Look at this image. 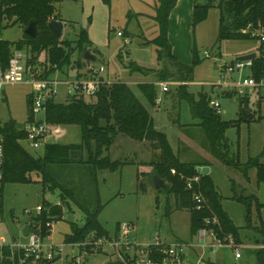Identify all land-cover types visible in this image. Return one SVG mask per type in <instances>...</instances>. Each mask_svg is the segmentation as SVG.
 Listing matches in <instances>:
<instances>
[{
	"label": "rangeland",
	"instance_id": "374dc122",
	"mask_svg": "<svg viewBox=\"0 0 264 264\" xmlns=\"http://www.w3.org/2000/svg\"><path fill=\"white\" fill-rule=\"evenodd\" d=\"M87 1L94 4L93 11L72 0L56 3L63 24L61 40L70 42L71 46L70 65H64L45 77L48 63L46 53L41 52L34 60L37 79L56 82L53 102L65 103L68 96L74 94L71 82L78 79L74 64L83 58L77 45L79 30H89L90 44L84 48L96 57L92 64L104 68L101 76L106 81L121 82L130 87L147 108L154 127L166 134L174 155L182 163L206 164L209 167V177L221 198L222 209L232 220L238 237L234 238L237 244L233 248L224 240L211 236H207L206 244H214V251L203 246L198 235L191 234L189 211L176 210L174 196L167 193L168 183H163L164 186L158 191L153 187L151 177L159 162L160 152L153 150L147 142L118 136L104 153L111 160L128 162L115 172L95 171L90 165L74 162L47 166L49 175L72 194V198H67L64 204L63 217L56 220L52 228L50 242L61 251L53 264H69L77 257L81 264H105L115 260L116 256L107 244L100 251L85 255H80L77 245L63 244L73 226L82 227L85 224L84 210L90 213L98 211L97 220L112 240L118 233L119 243L144 245L156 240L169 244L182 242L190 247L186 256L192 263L202 259L215 264H258L255 257L257 244H261L264 238V233L257 231L261 227L264 232V187L262 183L257 184L256 169L248 162L257 158L264 164V89L261 88L257 98L249 102L247 110L253 120L245 122L248 117H239L236 98L234 100L223 95L225 89L220 86L224 82L220 71L234 63L237 57L260 54V43L249 38L219 41V0H196L198 6L211 5L206 19L197 24L192 33L198 63L192 68L191 63L179 68L176 64L158 60L157 49L150 43L159 34L154 20L147 21L143 16L139 21L140 26L147 23L149 28L144 32L138 29L134 13L153 14V5L149 9V6L135 1V12L129 13L120 0H114L112 5L110 2L109 6L100 0L84 2ZM13 21L6 18L0 21V42L11 46L25 39V27L13 24ZM118 32L122 36H118ZM27 50L24 48V51ZM205 52L209 54L208 57ZM129 63L132 68H127ZM89 66V63H85L82 71ZM247 75L248 71L245 70L243 76ZM233 77L236 80L238 73ZM142 83L154 85L159 103L153 106L146 103L137 88ZM162 84L166 85V92L162 91ZM32 90L30 83L7 85L0 89V126L10 121L19 128L26 125L30 113L27 98ZM201 96L219 103L222 121H241L224 133L229 165L219 161L209 151L206 135L199 125L200 119L191 112V102H198ZM53 126L57 134L47 135L44 139L46 144L81 143L78 125ZM23 146L34 157L42 154L43 147L33 150L26 143ZM70 154L72 159L74 156ZM31 176L32 182H8L0 192V233L9 243L12 237L14 240L21 238L19 230L27 220L26 211L36 213L37 206L61 203L60 188L50 191L42 183L40 174ZM259 203L262 206H258ZM69 216L72 222L67 220ZM123 226L128 230L126 236H123ZM20 241L25 240L21 238Z\"/></svg>",
	"mask_w": 264,
	"mask_h": 264
},
{
	"label": "trees",
	"instance_id": "16d2710c",
	"mask_svg": "<svg viewBox=\"0 0 264 264\" xmlns=\"http://www.w3.org/2000/svg\"><path fill=\"white\" fill-rule=\"evenodd\" d=\"M59 1L2 0V10H0V21L4 18L9 21L13 19V24H20L25 28L30 21H36L37 37L31 39L24 34L25 39L16 43L15 46L21 50L28 49L27 51L34 56L33 61H31L33 63L39 53H46L48 69L44 74L45 77L50 72L61 69L64 65L68 67L70 65V42L54 36L47 28V24L51 20L61 21L54 7V4ZM101 1L105 5H110V0ZM175 3L176 0H158L154 19L158 24L159 34L150 43L157 49L158 60L162 59L167 64L175 63L179 68H184L186 66L172 57L167 40L168 17ZM210 7L211 5L194 6L193 30L197 24L206 19ZM217 8L219 10V41L249 38L241 35L240 31L249 25L261 24L264 26V0H219ZM77 45L81 49V54L84 55L86 52L84 47L89 45V42L83 29L79 31ZM10 48V44L0 42L1 61H7ZM191 53L192 68L198 63L197 49L194 45ZM82 59H80L81 61L77 60L74 64L77 71L82 70L84 64L87 63ZM254 63L258 68L256 75L258 78L262 65L259 61ZM127 68H132V65L130 64ZM77 77H82V75L78 74ZM137 88L147 104L151 106L156 104V90L153 84L142 83L138 84ZM223 95L229 96L228 93ZM237 101L239 117L247 116L248 119H245V122L250 123L253 119L247 110L249 101L247 99H238ZM210 102L209 97L201 96L198 102H191V112L200 119L199 125L206 135L209 151L219 161L229 165L230 161L226 152L228 146L224 141V133L227 128L238 125L241 121H222L221 114L216 113L215 109L210 106ZM27 103L30 107V95H28ZM46 121L50 125H78L81 129V143L76 145L46 144L43 146L42 154L34 157L23 146V143H26V136L21 128L12 121L0 126V136L3 138L5 155L3 186L8 182L27 184L32 182V174H40L42 183L48 190L61 189V203L59 205L43 206L49 210V213H44L41 216L42 222L47 220V215L55 220H60L63 217V207L67 203V198H72L70 191L63 189L49 175L47 166L53 164L67 165L74 162L90 165L95 171L115 172L127 165L128 162L111 160L104 156V153L114 144L118 136H124L135 141L147 142L153 150L160 152L154 174H157L164 183H168L167 193L174 196L176 210L189 211L192 235H195L199 229L207 228L216 231L220 238L227 235H232L234 238L238 237L236 227L222 209L221 198L216 193L210 177L208 175L203 176L196 171V168L202 165L182 163L174 155L165 133L154 127L147 108L127 84L104 81L100 85L99 91L89 101L78 95L69 97L65 103H55L53 99H50L46 105ZM70 153L74 156L72 159ZM248 163L257 170V182L264 183V164H260L257 158L249 160ZM195 175L200 177L199 191L204 196L207 206V208L200 210L196 209L192 191H187L185 188L186 181ZM163 186L164 184L161 187ZM194 188L198 189L196 186ZM84 212L86 214L85 224L82 227L73 226L71 233L66 236L64 244L85 242L90 239L91 234L99 238L109 236L97 220L98 211L90 213L84 210ZM212 216L217 218L219 227L212 223H206ZM247 220L250 222L249 216H247ZM118 229L117 225L116 230ZM261 229L260 227L257 231L263 234ZM257 245H264V238L261 244L258 243ZM255 257L258 264H264V248H258ZM207 264L215 263L207 262Z\"/></svg>",
	"mask_w": 264,
	"mask_h": 264
},
{
	"label": "built area",
	"instance_id": "2783aa9c",
	"mask_svg": "<svg viewBox=\"0 0 264 264\" xmlns=\"http://www.w3.org/2000/svg\"><path fill=\"white\" fill-rule=\"evenodd\" d=\"M0 10H2V0H0ZM241 35L247 36L250 39H255L260 43V54H255V58L248 61H235L229 64L220 72V77L224 81L223 86L225 91L234 95L236 100L247 99L249 102L252 98H257L258 92L261 88L264 89V26L258 24L256 26L249 25L240 31ZM122 36L121 33H117ZM205 56L209 54L205 52ZM34 56L23 49H17L16 46H11L10 53L6 62L0 60V89L7 85H16L21 83H30L32 92L30 94L31 105L29 118L26 125L21 128L25 133V142L33 150H37L44 145V139L49 134L57 133L53 125L46 121V105L52 99L56 90L54 85L56 82L48 80L37 79L36 67L33 61ZM255 61H259L262 65L260 76ZM83 71V76L78 78L76 82H71L74 94L82 96L84 99L93 98L99 91L102 82L101 74L105 72L104 68L96 67L94 64ZM222 68V67H221ZM247 70L248 75L243 76V72ZM76 73L78 71L76 70ZM238 73L235 80L234 75ZM104 82V81H103ZM71 89V88H70ZM162 91L166 92V85L162 84ZM69 93V91H68ZM156 103H159L156 100ZM210 106L213 107L217 114H221L220 105L217 101H211ZM4 146L3 138L0 136V192L3 188L4 180ZM200 177L195 175L186 181L185 188L187 191H192V197L196 204V209L200 210L207 208L206 200L199 191ZM196 186L195 189L194 187ZM27 220L19 230V237L24 239L22 242L14 240L12 237L11 243L7 242L5 237L0 233V264H53L57 258L60 257V250L53 245L51 241V233L55 219L47 215L45 222L41 221V216L44 213H49L47 208L43 206L36 207V213L25 212ZM206 223H212L218 226V220L212 216ZM29 225V232L27 236L23 235V228ZM44 228V231H43ZM123 236L128 234L126 226L122 227ZM118 234V233H117ZM199 242L203 246H207L214 251L215 245H207V236L213 239L217 238L227 242L230 247H235L234 237L227 235L222 238L218 233L207 228L199 229L196 233ZM120 236L116 235L115 239L111 237H96L94 234L90 235V239L85 242H76L64 245H77L80 255L83 253H90L100 251L103 245L107 244L112 248L115 260H119L120 264H207L202 259H198L195 263L187 259L186 251L188 247L185 243H162L159 240L155 242L138 245L131 243H119ZM239 255L236 254V258ZM69 264H81L79 257Z\"/></svg>",
	"mask_w": 264,
	"mask_h": 264
},
{
	"label": "crops",
	"instance_id": "0c3cea01",
	"mask_svg": "<svg viewBox=\"0 0 264 264\" xmlns=\"http://www.w3.org/2000/svg\"><path fill=\"white\" fill-rule=\"evenodd\" d=\"M72 1L81 3L84 8L88 7V9L90 11H93V9L95 7L94 4L90 3L91 1H87V2H84L85 0H72ZM96 1H98V0H96ZM113 1L114 0H110L111 5L113 4ZM135 1L139 2L140 4H144L145 6H149V9H150V7H152V5L154 7L153 14H148V13L146 14L144 12L134 13V15L136 16V21L138 23L137 24L138 25V29L141 32H144L145 30L147 31V29L149 28V24L146 23V26L145 25L140 26V22L139 21H140V19H142L143 16L145 18H147V21H150L151 19L155 21L154 17H155V11H156V6H157L158 0H120L122 7L125 9V11H128L129 13L135 12V8H134ZM100 2L102 3L101 0H100ZM57 3H59V2H57ZM55 5H56V3L54 4V7H55V10H56V12L58 13V15L60 17V20H61L62 19L61 15L57 11V8H56ZM195 5H199V4H197L196 0H176L175 6L170 11L169 17H168L167 40H168V43L170 45L171 55L176 60H178L179 63H181L183 65H189L191 63V61H192L191 50H192V47H193V44H194L193 43L194 42L193 41V34H192L193 33L192 17H193V8H194ZM145 15H147V17ZM60 22L62 23V20ZM62 26H63V24H62ZM62 31H63V28H62ZM84 31H85L87 39H88L89 30L87 31L85 29ZM152 40H150V41H152ZM88 42L90 44L89 39H88ZM87 63H89V62H87ZM128 66H130V65H128ZM75 71H76V69H75ZM83 71L79 70L77 75L79 74L80 76L81 75L83 76ZM77 78H80V77H77ZM103 81H106V80L104 79ZM107 82L109 83V82H112V81L107 80ZM224 93H228V92H226L224 90ZM228 94H229V96H226L227 98L228 97L229 98H231V97L234 98L233 94H231V93H228ZM234 100H235V98H234ZM28 118H29V115H28ZM28 118H27V120H28ZM160 131H163V130H160ZM142 143H144V142H142ZM44 145H46L45 142H44ZM260 164H263V163H260ZM200 165H202L200 167H208L206 164H200ZM209 172H210V170H209ZM208 176H209V173H208ZM255 178H256V182H257V170H256V173H255ZM257 184H260V183L257 182ZM262 185L264 187V183H262ZM260 206H262V204H260ZM257 247L258 248H264V245H259Z\"/></svg>",
	"mask_w": 264,
	"mask_h": 264
},
{
	"label": "water",
	"instance_id": "95a60500",
	"mask_svg": "<svg viewBox=\"0 0 264 264\" xmlns=\"http://www.w3.org/2000/svg\"><path fill=\"white\" fill-rule=\"evenodd\" d=\"M47 28L50 31V33L53 34L54 36H56V37H61L62 36V28H63V26H62L61 22L52 20V21H50L47 24ZM24 34L27 35L28 37H30L31 39H35L37 37L38 29H37L36 21H30L28 23V25L24 29ZM254 58H255V53H250V54H247V55H243V56L237 57L235 59V61L243 62V61L252 60ZM83 60L85 62L93 63V62L96 61V57L93 54H91L89 51H86V52H84ZM128 65H130V63ZM103 80H104V78L101 77L100 81L103 82ZM196 171L199 174L203 175V176H207L208 173H209V168L208 167H200L199 166V167L196 168ZM151 181H152V184H153V187H154L155 190H158L164 183V181L157 174H153L152 175ZM68 221H72L71 216L68 217ZM28 232H29V225H26L23 228V235L27 236ZM105 264H120V261L119 260L110 261V262H107Z\"/></svg>",
	"mask_w": 264,
	"mask_h": 264
}]
</instances>
